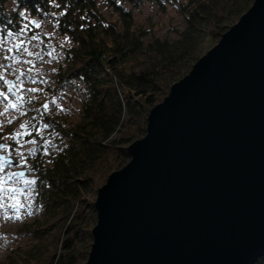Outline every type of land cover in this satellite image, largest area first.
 Masks as SVG:
<instances>
[{"label":"water","instance_id":"obj_1","mask_svg":"<svg viewBox=\"0 0 264 264\" xmlns=\"http://www.w3.org/2000/svg\"><path fill=\"white\" fill-rule=\"evenodd\" d=\"M128 153L98 190L86 264L264 257V0L171 86Z\"/></svg>","mask_w":264,"mask_h":264},{"label":"trees","instance_id":"obj_2","mask_svg":"<svg viewBox=\"0 0 264 264\" xmlns=\"http://www.w3.org/2000/svg\"><path fill=\"white\" fill-rule=\"evenodd\" d=\"M11 1L31 15L52 17L58 33L71 40L61 82L75 85L83 104L78 121L67 125L58 117H47L36 100L26 107L30 127L24 139L39 141L29 165L33 196L53 223L29 227L41 244L48 242L43 249L41 244L12 249L6 264H80L86 243L91 247L93 242L98 190L129 162L128 147L146 135L151 109L254 0H129L172 4L183 22L175 40L139 27L132 11L116 0H109L116 21L104 16L97 0H0L1 37L21 32L19 15L8 8ZM44 128L61 142L50 159L43 144L49 136L41 137ZM5 136L0 132L2 149L8 144ZM50 236L51 241L46 240ZM255 264H264V257Z\"/></svg>","mask_w":264,"mask_h":264},{"label":"rangeland","instance_id":"obj_3","mask_svg":"<svg viewBox=\"0 0 264 264\" xmlns=\"http://www.w3.org/2000/svg\"><path fill=\"white\" fill-rule=\"evenodd\" d=\"M116 1L132 11L139 27L159 38L175 40L183 29L176 8L168 2L160 6L150 1L138 4ZM97 3L105 17L117 20L109 0ZM8 8L19 15L21 32L0 36V132L5 133L8 143L0 152L16 161L7 168L4 165L7 162L0 160V264L7 263L12 249L29 250L41 244L29 233V227H50L53 223L44 216L33 196L34 174L29 165L39 141L24 139L30 127L24 117L27 105L36 100L43 104L47 117H58L67 125L78 121L83 104L76 86L61 82V66L65 65L67 49L73 46L71 40L58 33L52 17L31 15L19 9L14 1ZM42 131L41 137L49 136L47 128ZM60 143L56 133L45 138L47 159L60 148ZM21 171L25 174L21 175ZM88 244L82 250L80 264H86L91 250Z\"/></svg>","mask_w":264,"mask_h":264},{"label":"bare ground","instance_id":"obj_4","mask_svg":"<svg viewBox=\"0 0 264 264\" xmlns=\"http://www.w3.org/2000/svg\"><path fill=\"white\" fill-rule=\"evenodd\" d=\"M1 150H3L2 147H1ZM12 159H13V162H12V163H8L9 165H11V167L14 166V165L16 164L15 159H14V158H12Z\"/></svg>","mask_w":264,"mask_h":264},{"label":"snow or ice","instance_id":"obj_5","mask_svg":"<svg viewBox=\"0 0 264 264\" xmlns=\"http://www.w3.org/2000/svg\"><path fill=\"white\" fill-rule=\"evenodd\" d=\"M32 91H35V89H32Z\"/></svg>","mask_w":264,"mask_h":264}]
</instances>
